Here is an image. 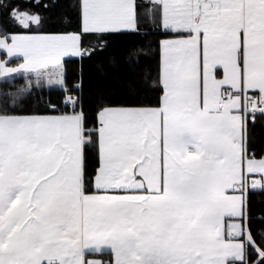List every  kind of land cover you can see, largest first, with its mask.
Wrapping results in <instances>:
<instances>
[{
	"label": "snow or ice",
	"instance_id": "1",
	"mask_svg": "<svg viewBox=\"0 0 264 264\" xmlns=\"http://www.w3.org/2000/svg\"><path fill=\"white\" fill-rule=\"evenodd\" d=\"M152 4L157 99L101 100L91 114L82 95L64 98L71 111L20 105L33 78L65 85L85 35L138 32V0H76L71 32L0 5L22 29L0 20V81L27 82L0 92V264H264L250 213L264 154L249 129L264 116V0Z\"/></svg>",
	"mask_w": 264,
	"mask_h": 264
},
{
	"label": "trees",
	"instance_id": "2",
	"mask_svg": "<svg viewBox=\"0 0 264 264\" xmlns=\"http://www.w3.org/2000/svg\"><path fill=\"white\" fill-rule=\"evenodd\" d=\"M142 13L139 31H125L100 36L85 35L83 46L88 52L83 56H71L64 62V88L51 87L47 91V102L56 104L61 111L67 95H82L83 105L90 114L101 100L113 102H155L159 92L155 80L159 71V40L163 38L151 20V0H138ZM19 6L21 11L40 12L46 18L45 31H77L76 0H0V5ZM47 4L49 7L45 8ZM0 20L7 22L8 31L22 30L3 13ZM82 85V87H78ZM65 88L69 91H65ZM26 110L27 112H46ZM91 126V121L89 122ZM250 151L264 154V116L257 115L255 123L249 124ZM91 157L93 149H87ZM251 227L254 232L264 230V190L250 193Z\"/></svg>",
	"mask_w": 264,
	"mask_h": 264
},
{
	"label": "crops",
	"instance_id": "3",
	"mask_svg": "<svg viewBox=\"0 0 264 264\" xmlns=\"http://www.w3.org/2000/svg\"><path fill=\"white\" fill-rule=\"evenodd\" d=\"M152 2V0H151ZM153 5V4H152ZM153 7V6H152ZM71 57V56H68ZM65 57L64 58V62L65 60L68 58ZM24 77L20 74L17 76L16 80L19 82V80L23 79ZM34 79V78H33ZM45 83V84H44ZM43 84L45 85L44 87V94H40L39 93H35V92H31L32 96H27V98L24 100V102L20 105V107H22L24 110H39V109H43L47 106L48 102H47V91L49 88L51 87H59V88H64V86H60V85H48L47 82H44ZM41 84V85H43ZM5 86V85H4ZM2 87V86H1ZM39 95V96H38ZM38 101L40 103H38ZM39 104V105H37ZM41 104V105H40ZM96 258H100L103 260H107L109 258L108 254L105 253L102 257L97 256Z\"/></svg>",
	"mask_w": 264,
	"mask_h": 264
},
{
	"label": "rangeland",
	"instance_id": "4",
	"mask_svg": "<svg viewBox=\"0 0 264 264\" xmlns=\"http://www.w3.org/2000/svg\"><path fill=\"white\" fill-rule=\"evenodd\" d=\"M0 58H4V53L0 52ZM17 62L18 61L13 60L12 61V64H15ZM18 75H20V74H15L14 78L13 79H9L7 82L0 81V92H4V91H8V90L15 91L18 88L27 87V82H26V79L25 78L19 80V82L16 80V78H17ZM44 84L43 85L36 86L35 85V82H34V79H33V87H32L33 88V91H31V92L32 93L33 92L39 93V95L40 94H44V87H45ZM30 96H32V94H30ZM38 103H40V102L38 101ZM37 105H39V104H37Z\"/></svg>",
	"mask_w": 264,
	"mask_h": 264
},
{
	"label": "built area",
	"instance_id": "5",
	"mask_svg": "<svg viewBox=\"0 0 264 264\" xmlns=\"http://www.w3.org/2000/svg\"><path fill=\"white\" fill-rule=\"evenodd\" d=\"M31 91H33V88L31 89ZM74 97V96H73Z\"/></svg>",
	"mask_w": 264,
	"mask_h": 264
}]
</instances>
